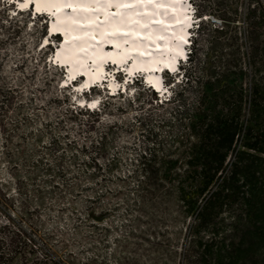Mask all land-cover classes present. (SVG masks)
<instances>
[{
  "label": "rangeland",
  "instance_id": "obj_1",
  "mask_svg": "<svg viewBox=\"0 0 264 264\" xmlns=\"http://www.w3.org/2000/svg\"><path fill=\"white\" fill-rule=\"evenodd\" d=\"M220 1L239 6L231 25L241 39V82L247 95L254 74L249 64L246 8L253 0L191 3L206 13ZM261 3L264 7V0ZM198 17L207 25L221 26L213 15L207 16L209 22ZM48 22L46 16L36 19L31 12H15V5L0 0V183L14 206L11 216L20 221L27 214L28 224L37 230L36 256L30 259L43 260L47 248L51 257L46 264H186L190 228L171 221L152 223L153 216L142 213L135 202L137 182L130 178L143 151V132L136 118L150 111L161 125L165 119L172 120L165 113L175 104L159 107L155 92L147 87L140 90L145 86L141 78L128 86V92L112 99L105 85L88 95L64 87L66 69L49 62L56 44L42 45L49 35ZM117 78L122 83L125 77L119 74ZM172 86L167 87L164 100L177 89ZM77 99H99V106L85 107L99 116L84 111L78 123L71 121L74 108H84ZM104 103L105 112H99ZM142 105L144 111H140ZM93 120L97 121L95 129L79 134L77 125ZM170 125L158 132L169 142ZM101 138L103 149L83 151L84 145L91 148ZM125 179L129 180L125 183ZM173 217L174 212L168 216ZM6 221L0 212V224ZM251 264H264V256Z\"/></svg>",
  "mask_w": 264,
  "mask_h": 264
},
{
  "label": "trees",
  "instance_id": "obj_2",
  "mask_svg": "<svg viewBox=\"0 0 264 264\" xmlns=\"http://www.w3.org/2000/svg\"><path fill=\"white\" fill-rule=\"evenodd\" d=\"M196 8L198 16L209 22L207 16L213 15L221 26L201 21L188 62L178 75L164 76L167 87L177 88L159 105L175 104L165 113L172 120L160 116L162 124H156L158 116L150 111L136 118L143 132V151L130 176L137 182L135 202L142 213L153 216L152 223L171 221L190 228L186 264H251L264 256V7L261 0H253L246 8L254 74L247 95L241 82V39L231 25L239 6L220 1L206 13ZM140 90L146 91V86ZM74 110L71 121L76 123L84 111L99 116L85 107ZM96 122L78 124L79 134H90ZM167 124H173L170 142L158 134ZM103 148L104 138L91 148L82 147L83 151ZM3 191L0 183V212L7 220L0 224V264H46L51 257L47 248L43 260L30 259L36 256L37 230L28 224L27 214L20 221L11 216L14 206Z\"/></svg>",
  "mask_w": 264,
  "mask_h": 264
},
{
  "label": "bare ground",
  "instance_id": "obj_3",
  "mask_svg": "<svg viewBox=\"0 0 264 264\" xmlns=\"http://www.w3.org/2000/svg\"><path fill=\"white\" fill-rule=\"evenodd\" d=\"M15 2L20 10L30 6L31 11L35 7L37 12H47L55 17L49 27L50 33L61 32L65 43L53 56L52 63L66 66L68 79L65 84L71 81L69 87L75 88V93H80L95 82H103L113 91L117 90L120 84L114 81L116 74L112 76L111 71L118 67L127 73L126 77L136 72L145 73L146 81L160 90L164 77L161 78L159 72L176 69L178 56L173 50L184 55L183 40L187 37L185 26L190 16L189 6L182 4L181 0ZM20 4L25 7L22 9ZM69 7L72 12L67 11ZM107 64L112 70L106 67ZM79 76L81 78L77 79ZM75 79L80 80L78 84L74 82ZM106 90L109 91L107 87ZM77 102L79 106L89 108L90 105L96 106L100 100L77 99Z\"/></svg>",
  "mask_w": 264,
  "mask_h": 264
},
{
  "label": "snow or ice",
  "instance_id": "obj_4",
  "mask_svg": "<svg viewBox=\"0 0 264 264\" xmlns=\"http://www.w3.org/2000/svg\"><path fill=\"white\" fill-rule=\"evenodd\" d=\"M20 7L23 9L25 7L24 4H20ZM13 15H15V13H13ZM90 107H92V105H90Z\"/></svg>",
  "mask_w": 264,
  "mask_h": 264
}]
</instances>
